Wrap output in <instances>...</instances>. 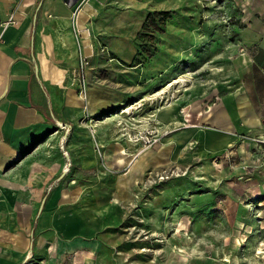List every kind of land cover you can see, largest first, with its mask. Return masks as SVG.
I'll list each match as a JSON object with an SVG mask.
<instances>
[{"label": "rangeland", "instance_id": "obj_1", "mask_svg": "<svg viewBox=\"0 0 264 264\" xmlns=\"http://www.w3.org/2000/svg\"><path fill=\"white\" fill-rule=\"evenodd\" d=\"M94 1L99 36L107 42L122 33L136 49L132 59L100 69V83L125 98L94 114L85 102L82 119L103 173L81 169L66 148L72 127L58 123L66 163L49 189L65 183L68 200L57 201L8 264H264V172L255 140L243 134L213 152L183 115L195 101L262 80L251 48L238 41L250 24L264 25V0ZM117 141L129 143L132 160L145 151L163 160L133 180L125 201L113 191L124 169L103 161L104 145Z\"/></svg>", "mask_w": 264, "mask_h": 264}, {"label": "crops", "instance_id": "obj_2", "mask_svg": "<svg viewBox=\"0 0 264 264\" xmlns=\"http://www.w3.org/2000/svg\"><path fill=\"white\" fill-rule=\"evenodd\" d=\"M97 8L94 0L85 5L79 0H0V264L19 259L29 245L27 233L34 231L43 217H49L57 201L68 200V191L62 189L65 183L49 189L66 163L58 147L65 131L58 123L72 127L66 148L81 169L95 165L98 173H103L99 171L101 159L90 145L89 125L82 119L85 102L94 114L125 98L100 83L104 78L100 69L122 57L132 59L136 49L131 47V37L122 33L107 42L99 36L94 19ZM240 37L238 42L251 48V60L262 80H254L251 90L238 87L215 101H195L183 115L201 132V138L210 140L213 152L224 150L243 134L250 135L255 140L253 153L261 157L264 172V25L252 23ZM100 46L107 53L100 52ZM79 51L89 61L85 67L86 99L72 79ZM104 151L103 161L110 169H124L121 188L113 190L123 193V201L133 180L162 160L148 151L132 160L136 153L126 141L104 145ZM103 194L108 198L111 190ZM74 218L77 216L72 214L61 219Z\"/></svg>", "mask_w": 264, "mask_h": 264}, {"label": "built area", "instance_id": "obj_3", "mask_svg": "<svg viewBox=\"0 0 264 264\" xmlns=\"http://www.w3.org/2000/svg\"><path fill=\"white\" fill-rule=\"evenodd\" d=\"M72 24L75 27L76 24V19L75 15L72 16L71 18ZM76 30V27H75ZM0 40H1V35H0ZM100 52H106L107 49L103 46H100L99 48ZM88 57L84 55L81 51H79V56H78V64L75 68L72 69V79L73 81H77L79 84V92L82 94V96L85 98L86 94V77H85V67L88 64Z\"/></svg>", "mask_w": 264, "mask_h": 264}, {"label": "trees", "instance_id": "obj_4", "mask_svg": "<svg viewBox=\"0 0 264 264\" xmlns=\"http://www.w3.org/2000/svg\"><path fill=\"white\" fill-rule=\"evenodd\" d=\"M154 16H155V13H150V14L148 15L151 24H154V23H155V21H154ZM146 26H147V22L143 25L142 28H145Z\"/></svg>", "mask_w": 264, "mask_h": 264}, {"label": "bare ground", "instance_id": "obj_5", "mask_svg": "<svg viewBox=\"0 0 264 264\" xmlns=\"http://www.w3.org/2000/svg\"><path fill=\"white\" fill-rule=\"evenodd\" d=\"M179 81H180V80H179ZM129 109H130V108H127L126 110H123V111L125 112V111H128Z\"/></svg>", "mask_w": 264, "mask_h": 264}, {"label": "water", "instance_id": "obj_6", "mask_svg": "<svg viewBox=\"0 0 264 264\" xmlns=\"http://www.w3.org/2000/svg\"><path fill=\"white\" fill-rule=\"evenodd\" d=\"M65 1H67V0H65Z\"/></svg>", "mask_w": 264, "mask_h": 264}]
</instances>
